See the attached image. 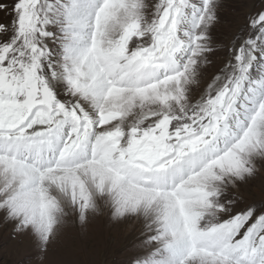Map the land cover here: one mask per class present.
<instances>
[{"label":"snow or ice","instance_id":"obj_1","mask_svg":"<svg viewBox=\"0 0 264 264\" xmlns=\"http://www.w3.org/2000/svg\"><path fill=\"white\" fill-rule=\"evenodd\" d=\"M224 0L0 3V220L46 252L102 211L129 264H264V0L224 46ZM244 205L241 207L240 205Z\"/></svg>","mask_w":264,"mask_h":264},{"label":"rangeland","instance_id":"obj_2","mask_svg":"<svg viewBox=\"0 0 264 264\" xmlns=\"http://www.w3.org/2000/svg\"><path fill=\"white\" fill-rule=\"evenodd\" d=\"M13 2L0 0V3ZM253 2L259 6L261 0H224L219 22L212 31L220 47L210 57L212 63L206 70V79L222 66L226 54L224 46L245 23L244 17ZM5 15L0 11V21ZM241 192L244 204L264 200V170L242 185ZM11 232V223L0 220V264H129L137 251L135 242L140 237L139 225L134 221L115 220L103 211L91 216L86 225L69 223L46 252H40L31 237L19 235L13 238Z\"/></svg>","mask_w":264,"mask_h":264}]
</instances>
